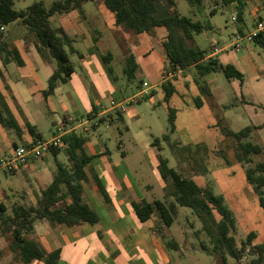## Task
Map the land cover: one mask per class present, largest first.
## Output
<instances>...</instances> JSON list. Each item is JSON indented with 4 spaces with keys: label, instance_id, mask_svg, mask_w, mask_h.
<instances>
[{
    "label": "rangeland",
    "instance_id": "rangeland-1",
    "mask_svg": "<svg viewBox=\"0 0 264 264\" xmlns=\"http://www.w3.org/2000/svg\"><path fill=\"white\" fill-rule=\"evenodd\" d=\"M38 1L40 0H15L14 8L17 11L24 10ZM54 1L59 0H43L45 7H49ZM175 3L177 12L181 16L199 21L204 28L202 33L193 36L191 46L208 52L214 49L220 50L217 53L219 60L226 56L238 58L236 69L242 73V81L229 80L222 73L207 76L205 81L211 88L212 97L204 99L201 108H195L193 100L199 93L195 85L197 76L194 71L177 74L176 79H173L172 73L167 77L163 74L166 59L162 52L160 38L166 33L164 29H156L155 38H152L147 34L135 35L119 28L121 32H119L118 42L112 34L115 31L113 15L100 1L83 3L82 8L90 18L101 19V23L94 25L89 35L93 41L98 39L94 42V49L87 47L83 41L74 43V49L86 56L91 55V50L99 55H111V61L108 64L103 63L101 58L100 62L103 66L105 65L107 78L113 82L114 93L120 92L124 97L122 102L126 110L123 112V120L128 128V131H125L124 127L97 124V120H94L92 123L97 125V129L89 134L91 142L98 147L102 144L110 151V155L104 160L95 159L94 161H107V164H112L116 170L125 172L134 190L135 203L143 205L154 200L170 201L167 196L170 180L160 182L158 179V159H165L168 161V167L184 178L193 180L200 186L208 185L216 195L223 197L225 206L235 220V229L231 235L237 247L246 242L248 235H251L252 246L264 245V213L258 205V195L254 186L247 183L245 179L246 167L234 160L235 140L225 137L223 133L224 129L238 132L245 127H257L252 129L246 141L264 149V47L252 42L240 50L229 48L223 51L234 41L233 32L241 29L247 34L248 31L253 30V18L247 7L243 16L244 23L240 24L236 20L234 5L222 7L214 15H209V8L198 12L185 0H175ZM262 7L256 20L264 19V4ZM74 16L79 18L77 12L71 13L70 17ZM68 19V15H55L50 18V25L52 28L66 29ZM94 30L97 32L93 33ZM5 35L10 46L21 49L19 45L23 46V43L18 38L16 25L8 27ZM126 51L128 55H133L138 65L136 79L132 82H127L121 71L125 63ZM20 57L25 60L22 50H20ZM69 61L75 74L66 84L60 85V89L65 92H73L75 89L80 97L98 106L100 103L90 92L94 68L92 67L90 71L86 70V66L77 54H69ZM53 63L55 64L54 61ZM12 65L15 66L10 67H18L15 63ZM13 70L14 68L5 70L0 64L2 95H6L2 85L13 83ZM19 73L25 76L32 74L29 68L19 69ZM43 78L44 74L41 71L39 79L43 80ZM166 78L175 87V92L169 99V106L175 110V119L174 131L169 134V140L165 142L161 139L164 134H167V111L160 83ZM137 79L143 80L145 84L143 91H139L136 87ZM37 89L39 87H32L33 92ZM140 92H143L142 97H139ZM133 95L134 99L141 101H132ZM49 97L48 102L41 100L39 103L31 101L27 104V108L32 113L29 122L36 125L46 140L52 137L54 127L62 122L65 114L58 104V96ZM101 102L109 108V102L106 99L103 98ZM5 105L9 114L19 124L25 122L21 117L20 109L17 108L20 104L10 101L6 96ZM218 121L220 126H216ZM7 133L8 129L0 127V139L7 145L6 150H0L1 161L7 160L11 152L8 147ZM155 139H159V142L153 146ZM119 141H121V148L117 150ZM86 149L88 151V146ZM121 152H124L123 156ZM55 161L68 166L66 151L62 149L56 156L49 153L43 160L51 177L56 172ZM257 162H264V155L254 156L253 163ZM92 167L95 172L96 169L100 171L103 169L101 162L93 163ZM20 173L25 179L33 180L36 176L24 169H20ZM86 173L88 179L92 178L89 168L86 169ZM100 179V184L107 188L104 177ZM21 186L19 176L0 170V202H6L2 194H6L8 188L19 190ZM132 201L134 202L133 198H130L129 202ZM177 209L175 219L169 228L160 224L158 214L154 217L157 225L152 228L153 235L158 239L163 251L171 255L172 264H220V256L212 253L217 237L215 221L219 220V216L213 214L215 221L209 217L199 219L190 209L182 207ZM123 219L128 223L130 232L133 230L136 232L126 209H123ZM34 225L37 231L41 228L39 221ZM148 237V234H143L146 242ZM165 242L175 244L176 248L166 246ZM42 243L45 249L50 248L46 241ZM136 248L140 250L139 246ZM249 251L250 247H247L240 261H235L224 253L227 264H250L255 257L250 255ZM4 252H7V248L2 238L0 239V260ZM65 253L70 264H82L92 254L91 264H111V261L105 258L96 246L89 248L84 244H77L70 246ZM137 260L143 259L139 257ZM31 264H41V262L33 261ZM146 264H157L156 255L154 254L150 260L146 261Z\"/></svg>",
    "mask_w": 264,
    "mask_h": 264
},
{
    "label": "trees",
    "instance_id": "trees-1",
    "mask_svg": "<svg viewBox=\"0 0 264 264\" xmlns=\"http://www.w3.org/2000/svg\"><path fill=\"white\" fill-rule=\"evenodd\" d=\"M15 0H0V27L5 28L18 22L28 33L33 34L37 40L36 50L40 53L45 50L56 66L47 81V87L43 91V97L47 99L53 94L57 86L65 84L73 67L69 61V54L79 53L73 48V39L61 29H53L50 26V18L55 15L68 14L77 11L82 14V4L87 1H100L113 15L114 27L123 31L132 32L135 35L150 34L155 36L156 29H164L165 35L161 39V48L166 59L163 74L167 77L193 70L197 76L195 85L199 95L193 100L195 108L203 106V100L212 97L211 90L205 78L213 73H222L225 78L242 81L243 75L233 65L222 64L213 56L212 51H202L192 47L193 36L203 32L204 28L199 21H194L177 12L175 0H59L54 1L49 7H45L43 0L32 3L24 10L17 11L14 8ZM198 12L209 8V15H214L222 7L235 6L237 22H242L246 7L245 0H185ZM253 42L264 47V34L256 37ZM5 41L4 32L0 31V61L3 66L16 62L22 66V61L15 48H9ZM103 63L108 64L111 55H101ZM138 65L133 55L129 54L125 59L123 76L127 82L135 80ZM172 80V79H171ZM141 86L138 85L137 88ZM164 93L163 102L167 111V134L162 136V141L169 140V134L174 131L175 110L169 106V99L175 92V87L169 79L160 83ZM91 118V114L87 115ZM64 121V120H63ZM113 121L118 126L124 127L122 113L114 111L102 115L97 119V124ZM62 128L64 126L60 124ZM220 126V121L216 123ZM0 127L13 130L20 137L21 128L13 117L0 96ZM257 127H245L238 132L224 129V136L235 140V162L246 167L245 179L254 186L258 195V205L264 213V162L253 163V157L264 155V149L258 145L246 141L252 129ZM25 130L33 139V144L42 140L37 130L25 125ZM126 130V127H124ZM120 133V130H119ZM121 134V133H120ZM63 148L50 149L49 153L56 156L62 149L66 151L69 165L65 166L56 162V172L51 183L40 191L36 206L15 205L10 214L5 215V210H0V237L7 236L9 250L14 253L20 264H31L33 261L42 264H58L59 250L44 253L35 242L25 236L33 231L35 222L45 220L51 227L65 225L73 228L82 224L93 226L98 223L96 213L82 200L84 186L88 181L85 173L87 164L92 160L85 154L83 145L88 141L86 133H67L61 137ZM159 139L152 143L155 146ZM32 145V144H31ZM160 149V148H159ZM158 176L161 180H170L168 191L169 200H155L151 204L140 208L135 207V214L140 222H146L156 212L160 224L169 228L177 214L178 207L187 208L199 219L212 218L213 214L219 216L215 221L217 237L212 253L220 256V264H227L224 253L235 261H240L245 255L247 247L249 254L255 258L250 264H264V245L252 246L248 235L246 242L240 247L235 245L231 235L235 229V220L231 212L224 204L223 197L216 195L208 185H197L193 180L184 178L172 168L168 167V161L158 159ZM11 173V172H10ZM98 191L106 199V193L99 181L95 179ZM158 230V227L156 228ZM166 246L176 248L175 244L165 242ZM205 250V247H203Z\"/></svg>",
    "mask_w": 264,
    "mask_h": 264
},
{
    "label": "crops",
    "instance_id": "crops-1",
    "mask_svg": "<svg viewBox=\"0 0 264 264\" xmlns=\"http://www.w3.org/2000/svg\"><path fill=\"white\" fill-rule=\"evenodd\" d=\"M245 1L246 7L248 8V12L253 18L252 27H254L257 21L256 18L258 17L259 12L263 9L262 5L264 4V0ZM74 12L77 11H72L68 14H63L69 16V23L67 26L68 28L61 29L67 34L69 38L73 39V45L77 41H83L84 43H86L87 47L94 49V42H97L98 38L93 41L91 38H89V35L90 32H92V27L94 25L96 26L100 24L101 19L99 17L90 18L84 12L83 8L82 14H79L77 12L79 14V18L75 16L70 17L71 13ZM238 23L243 24L244 17L242 22ZM13 25H16L18 38L23 43V46L21 44L19 46L21 48L20 50H22L25 56V60L21 59L19 48L15 46H10L7 41V38H5L6 43L9 45L8 47L15 48L17 50L19 57L22 61V66H19L16 62H11L6 66H3L0 61V64L2 65L3 69L7 70V68H14L13 83L11 85H2V89L5 91L6 95H2L0 93V96H2L4 103L7 96L10 101L20 104L17 105V108L20 109L21 117L25 122L23 124H19L16 119L11 115L15 120L16 124L21 128L22 134L20 135V137H18L13 130H8L7 137L8 147L10 151H12V149L17 146H27L33 144V139L25 130L26 124H29L30 126L34 127L37 132L40 133L36 125L29 122L32 117V113L27 108V104L31 101L39 103L41 100L45 102H48L50 100V97H48L47 99L43 97V91L45 90V87L47 86V81L56 66V64L53 63V60L49 57L48 53L45 50H42L40 53L36 50L37 40L33 34L28 33L18 22H15L10 26ZM8 27L4 28V37L7 36L5 35V31ZM114 28L115 31L112 34L114 38H116V40L119 42V32L121 31L119 30V28ZM96 32V30L93 31V33ZM236 33L240 35L246 34L241 29H238L232 33V36L234 37ZM147 35L151 36L152 38H155V36L153 35ZM161 39L162 37L160 38V40ZM219 51L220 50H218V52ZM90 52V56L79 54L78 57L80 61H82L83 64L86 66V70L90 71L92 67L94 68V79L90 83V92L93 98L100 104L96 106L93 102H90L82 96L80 97L75 89L73 90V92H65L60 89V85L57 86L51 96H58V104L61 106L62 110L65 113L63 116L64 121L62 120L61 122L64 128L60 126L61 123L59 125H56L54 127V131L52 132V137L55 135L56 130L59 128L65 130L66 134H87L88 141L83 145V150L87 156L92 157V160L87 164L85 168V173L86 169L89 168L90 174L93 176L92 178L90 177L88 179L89 183L87 181L84 186L82 200L90 209H92L96 213L98 217V223L93 226L82 224L73 228H68L63 224L51 227L47 221L41 220L39 221V223L41 224V228L37 231L34 225L33 231L26 235L27 237H25L28 240L35 242L44 253H49L53 250L58 249V264H64L63 262H65V264H70L69 259L67 260V253H65V250H67L70 246H76L77 244H84L86 247L89 248H91L92 246H96L104 254V257L111 261V264H146V261L150 260L154 254L157 257V264H172L173 259L171 255L166 254L163 251L158 239L153 235L152 228L154 225H157L154 222V217L155 215H157V213L154 212L151 215L150 219L146 222H140L135 214V207L140 208L144 205L151 204L153 201L151 203L143 205L142 203L136 204L134 190L132 185L130 184L129 176L125 172L116 170L115 166H112V164H107V161H94L95 159L104 160L107 156L110 155V151L104 148L102 144L101 147H98L97 144L91 142L89 134L91 131H95L97 129V125L92 122L94 120H97L102 115L113 113L114 111H119L118 109H111L106 107L105 104L101 102V100L104 98L108 102L112 99L117 102H121L124 101V97L120 92H115L116 94L114 93V89L112 86L113 82H110L107 78L105 74V65L103 66V64H101L100 62L101 54L99 55L96 51L94 52L93 50H91ZM218 52H215L209 56L217 58ZM126 53L127 55L124 59L128 57V52L126 51ZM219 62L224 65L230 64L237 68L236 65L238 63V58L226 56L220 59ZM13 63H15L18 67H10L15 66L12 65ZM123 67L121 70L122 72ZM25 68H29L30 73L32 74H28L27 76H25L19 73V69ZM41 71L44 74L43 80L39 79V73ZM74 72L75 71H73L69 79L75 74ZM137 81L138 85H140L141 83V86L138 88L139 91H143V87L145 86L143 80L137 79ZM138 85L136 87H138ZM33 86L39 87V89L33 92ZM140 101L141 100H139L138 102ZM121 113L123 116V112ZM88 114H91V118H87ZM104 124L108 123L106 122ZM111 125L114 126L117 124L111 121V124L109 126ZM124 127L126 126L124 125ZM125 131H128L127 127ZM27 136H29V138H27ZM41 136V141H46L42 134ZM15 139H17V141H15ZM6 146L7 145L5 144V142L0 139V150H6ZM87 146L88 151L86 149ZM120 148L121 141L117 142V150ZM47 154H49V152ZM47 154H45L42 160L40 161H30L28 164L21 166L15 172H8L9 174L19 176V180H21L22 186L19 190L8 188V192L6 194H2V197L6 202H0V210H5V215H9L11 208L15 205L34 207L36 206L40 191L51 183L54 176L53 175L51 177V174L43 163V160L45 159ZM121 155L123 156L124 152H121ZM56 162L57 161H55V165ZM96 162L102 163L103 169L101 171L97 169L96 172L94 171V167L92 166L93 163ZM20 169H24V171L36 175L35 178H33V180L25 179L22 176V173H20ZM100 177H104V181L107 184V188L100 184L106 193V199L101 196L98 191L97 184L95 183V179H97L98 181L101 180ZM158 179L160 180V182L162 181L159 176ZM130 198H133L134 202H129ZM123 209H126L127 213L130 215L134 229L136 228V232H134V230L130 232L128 223L124 222ZM6 211H8V214H6ZM143 234L149 235L147 242L144 240ZM2 238L4 239L7 252L1 254L0 264H20L16 255L12 253L8 248V237L5 235L3 237H0V239ZM42 241H46L48 247L50 248L45 249V246ZM138 246L140 247V250L136 248ZM72 255H74V253H72ZM92 255H90L87 261L83 262L82 264H91ZM139 257L143 260H137V258Z\"/></svg>",
    "mask_w": 264,
    "mask_h": 264
},
{
    "label": "built area",
    "instance_id": "built-area-1",
    "mask_svg": "<svg viewBox=\"0 0 264 264\" xmlns=\"http://www.w3.org/2000/svg\"><path fill=\"white\" fill-rule=\"evenodd\" d=\"M0 31L4 32V28L0 27ZM262 34H264V19H259L256 21L252 31L244 35L236 33V35L234 36V41L226 46L223 51H226L229 48L240 50L241 48L252 43L256 37ZM215 52H218V50L214 49L213 53ZM142 94L143 92H140L139 97H142ZM134 98L135 96H133L132 101H138ZM109 108L118 109L120 112H124L126 110L122 101L117 102L113 99L109 101ZM65 134L66 131L59 128L56 130L55 135L49 140L40 141L32 145H21L13 148L7 160H3L0 162V170H4L6 172H15L21 166L28 164L30 161L42 160L44 155L47 154L50 149L63 148L61 137Z\"/></svg>",
    "mask_w": 264,
    "mask_h": 264
}]
</instances>
